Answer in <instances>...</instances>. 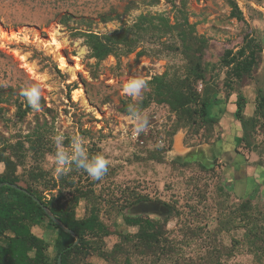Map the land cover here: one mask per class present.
<instances>
[{"label": "rangeland", "instance_id": "obj_1", "mask_svg": "<svg viewBox=\"0 0 264 264\" xmlns=\"http://www.w3.org/2000/svg\"><path fill=\"white\" fill-rule=\"evenodd\" d=\"M234 1L244 25L230 18L224 0H0V156H10L8 146L23 144L25 168L39 166L52 189L68 162L82 155L84 172L73 179L93 194L76 213L82 219L98 209L109 232L104 252L136 231L124 224V216L148 217L162 222L168 241L155 256H125L131 264H264V121L253 134L252 152L240 143L242 130L233 115L237 93L244 98L246 119L253 116L257 92H264V0ZM178 11L208 40L201 63L217 92L209 116L218 124L211 132L180 130L172 137L176 118L167 105L151 103L135 116L119 111L123 101L135 105L144 98L153 76L182 66L180 57L167 54L169 39L141 45L145 57L137 56L138 48L119 63L109 57L97 64L79 34L110 35L139 16H162L171 26ZM244 30L262 52L251 77L226 98L219 61L242 45ZM52 36L58 47L49 45ZM74 92L82 97L74 100ZM229 153L239 168L230 169ZM216 155L225 156L212 159ZM22 172L19 167L17 175ZM50 194L56 191L44 193L47 200ZM132 195L166 212L133 214V207L118 213ZM32 232L48 243L52 256L56 233L46 227ZM122 256L117 260L123 262ZM87 262L107 264L93 254Z\"/></svg>", "mask_w": 264, "mask_h": 264}, {"label": "trees", "instance_id": "obj_2", "mask_svg": "<svg viewBox=\"0 0 264 264\" xmlns=\"http://www.w3.org/2000/svg\"><path fill=\"white\" fill-rule=\"evenodd\" d=\"M224 2L230 9V18L244 25L243 14L236 2ZM178 12L182 14L176 17L175 24L171 26L169 20L162 16H139L132 26H124L110 35L79 34L84 39L90 58L97 64L109 57L119 63L121 57L134 53L138 48L141 49L137 56L145 57L147 50L140 47L141 45L148 44L147 42L159 43L163 37L169 39L167 54L180 57L182 66L173 68L175 71L171 74L166 71L162 75L153 76L146 83L149 92L144 98L135 105L123 101L119 111L126 116H135L151 103L167 105L176 118L170 134L172 137L180 130L194 134L202 129L211 132L218 124L217 119L209 116V109L216 102L217 92L209 84L211 79H206L207 71L201 63L208 40L196 34L195 27L188 24L186 14ZM242 39V45L236 51H226L219 61L220 67L225 69L223 86L228 91L226 98L234 94V85L239 86L243 79L250 78L258 67L262 52L259 43L245 30L242 32ZM199 83L202 89L198 92ZM234 106L233 115L242 130L239 141L244 148L255 152L256 146L252 144V139L253 134L261 127L260 123L264 121V92H257L256 108L250 118H244L245 101L240 93L236 94ZM21 113L19 110L18 114ZM8 148L11 151L10 156H0V163L4 166L0 184L8 183L25 190L47 208L64 228L72 231L79 241L74 246V238L53 224L31 197L3 187L0 189V264H57L59 256L61 264H93L87 262L92 254L102 258L107 264L115 259L113 264H131L125 256L129 257L133 252L155 256L165 247L168 240L164 237L162 222L148 217L124 216V224L136 231L121 235V243L109 253L104 252L103 240L109 236V232L99 220L98 209L93 208L82 219L76 213L78 205L82 201L87 202L93 194L80 190L73 179L79 170L84 172V157L79 155L72 158L67 164L68 170L59 175L52 189H48L39 166L25 168L27 151H24L23 144L16 143ZM19 167L23 168L21 175H17ZM48 191H56V194H50L47 200L44 193ZM147 200L146 197L132 195L121 204L118 213ZM167 219L165 218L166 221ZM34 227H46L56 233L52 256L48 254V243L33 234ZM252 238L259 241L257 235ZM119 255H124L123 262L117 260Z\"/></svg>", "mask_w": 264, "mask_h": 264}, {"label": "water", "instance_id": "obj_3", "mask_svg": "<svg viewBox=\"0 0 264 264\" xmlns=\"http://www.w3.org/2000/svg\"><path fill=\"white\" fill-rule=\"evenodd\" d=\"M3 187H8L10 189L21 192V193L25 194L26 196L31 197V195L29 193H27L25 190H22L21 188H19L16 185H11L8 183L0 184V189ZM31 198L38 206H40L42 208L44 213L53 222V224H55L58 228L62 229L64 233H66V234L70 235L72 238H74L75 242L73 245L74 246L77 245L78 241H79L78 237L72 231L64 228L62 226V224L50 213V211L47 208H45L44 206H42L37 199H35L34 197H31ZM165 212H166V210L164 208H162L160 205L155 204V203H142V204H139L132 209L133 214H150L151 213V214H157V215L160 214L161 215V214H164ZM57 264H61L60 256L57 259Z\"/></svg>", "mask_w": 264, "mask_h": 264}, {"label": "crops", "instance_id": "obj_4", "mask_svg": "<svg viewBox=\"0 0 264 264\" xmlns=\"http://www.w3.org/2000/svg\"><path fill=\"white\" fill-rule=\"evenodd\" d=\"M222 147H223V144L218 145V149H220V148H222ZM229 147H230V146H229ZM225 149H226V148H225ZM228 149H229V148H228ZM221 150H222V149H221ZM222 151H224V152H226V153L231 152L230 150L228 151L227 149H226V150H222ZM211 152H212V154L214 153L213 151H211ZM219 153H220V152H219ZM219 156L223 157V156H225V155H219ZM219 156H218V155L213 156L212 159H217ZM221 157H219V158L221 159ZM227 157H228V156H227ZM223 158H224V157H223ZM223 158H222V159H223ZM227 161H229V162H228V165H230V169H231V170H232L234 167H237V168L240 167V161L238 160V158H237L235 155L232 156V154L229 153V157H228ZM263 176H264V174H263Z\"/></svg>", "mask_w": 264, "mask_h": 264}, {"label": "bare ground", "instance_id": "obj_5", "mask_svg": "<svg viewBox=\"0 0 264 264\" xmlns=\"http://www.w3.org/2000/svg\"><path fill=\"white\" fill-rule=\"evenodd\" d=\"M0 36H1V34H0ZM9 39H10V38H9ZM49 45L58 47V45H57V43H56V40L53 38V36L50 37ZM21 59H22V62H25V59H24L23 57H22ZM59 64H60V66L62 67V69L65 68V63H64L62 60L60 61ZM25 68H27L28 71H29L30 73H32L33 70H32V68H31L30 66H27V67H25ZM81 97H82V95H81L80 92H74V100H77V99H79V98H81ZM176 142H178V141H176ZM176 147H177V149H180L179 142L177 143Z\"/></svg>", "mask_w": 264, "mask_h": 264}]
</instances>
